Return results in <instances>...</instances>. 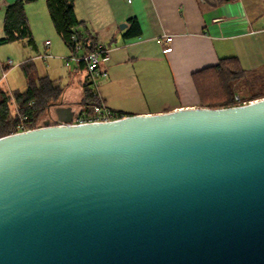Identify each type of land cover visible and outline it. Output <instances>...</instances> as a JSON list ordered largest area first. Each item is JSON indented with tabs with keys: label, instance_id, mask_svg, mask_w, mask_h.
<instances>
[{
	"label": "water",
	"instance_id": "1",
	"mask_svg": "<svg viewBox=\"0 0 264 264\" xmlns=\"http://www.w3.org/2000/svg\"><path fill=\"white\" fill-rule=\"evenodd\" d=\"M48 113L0 136V264H264V97Z\"/></svg>",
	"mask_w": 264,
	"mask_h": 264
},
{
	"label": "crops",
	"instance_id": "2",
	"mask_svg": "<svg viewBox=\"0 0 264 264\" xmlns=\"http://www.w3.org/2000/svg\"><path fill=\"white\" fill-rule=\"evenodd\" d=\"M13 1L0 0V36L5 8ZM74 5L81 28L108 48L101 61L108 71L100 83L103 99L125 114L201 106L194 73L222 57L237 56L245 69L264 75V0H75ZM25 10L32 41L0 44V85L10 93L24 90L22 63L29 61L38 76L47 75L64 88L63 104L79 107L87 81L85 64L66 63L72 48L56 30L47 0H30ZM122 22L127 26L121 28ZM131 28L137 33L130 34ZM166 35L172 39L167 41ZM16 48L25 80L21 88L6 80L11 66L2 75L1 64H7V55ZM45 51L52 53L46 60L41 57ZM65 66L68 75L59 72Z\"/></svg>",
	"mask_w": 264,
	"mask_h": 264
},
{
	"label": "trees",
	"instance_id": "3",
	"mask_svg": "<svg viewBox=\"0 0 264 264\" xmlns=\"http://www.w3.org/2000/svg\"><path fill=\"white\" fill-rule=\"evenodd\" d=\"M30 0H15L5 8L4 34L0 36V44H5L27 38L32 41L25 4ZM75 0H47V6L56 30L71 46V35L77 33L81 37H93L81 28L83 22L75 11ZM133 27H138L136 19H131ZM130 34L137 33L131 28ZM82 62V61H81ZM84 63V62H82ZM6 68L8 66L6 65ZM22 69L27 78L24 90L10 93L0 85V136L18 130V124L23 121L26 128L43 125L50 118L48 108L53 105L63 104L64 88L49 76H38L33 64L29 61L22 63ZM260 79L264 85V75L245 69L237 56L222 57L219 62L194 73V81L201 98V106L219 108L228 107L264 97V86L254 90L248 95H240L236 99L237 87L241 81L250 78ZM92 101V89L89 81L84 83V96L80 105L86 106ZM15 104V111L12 105ZM125 114L123 111H121Z\"/></svg>",
	"mask_w": 264,
	"mask_h": 264
},
{
	"label": "built area",
	"instance_id": "4",
	"mask_svg": "<svg viewBox=\"0 0 264 264\" xmlns=\"http://www.w3.org/2000/svg\"><path fill=\"white\" fill-rule=\"evenodd\" d=\"M165 39L170 41L172 35H166ZM72 53L71 55L64 57L68 64L70 60L75 59L79 62H84L87 69V80L90 83L92 89V101L86 106L79 105L74 108L75 113L73 115L72 123H83L89 121H107L123 117L120 110L110 107L103 99L100 90L101 80L108 75V71L101 67L102 59L107 55L108 48L92 42L89 37H81L77 33L71 35ZM50 45V40L46 41V46ZM52 53L45 51L41 57L45 60L51 57ZM7 66H13L12 60L7 61ZM6 65H2V75L7 73ZM236 99L240 100V96L236 95ZM245 103V102H244ZM25 117L21 118V122L18 124V131L28 129L25 127L23 121Z\"/></svg>",
	"mask_w": 264,
	"mask_h": 264
},
{
	"label": "rangeland",
	"instance_id": "5",
	"mask_svg": "<svg viewBox=\"0 0 264 264\" xmlns=\"http://www.w3.org/2000/svg\"><path fill=\"white\" fill-rule=\"evenodd\" d=\"M13 45L10 47H15V45H17V44H13ZM18 55H19V50L17 48L12 49L10 55H7V57L9 56L10 60H12V62H13V66H11L12 67L11 69H13V72L11 74H9V76L7 77L6 80L8 82H10V80H12V82H14V88H21L25 85V80L22 76V70H21V67L19 66L20 61H17ZM70 61H76V60L73 59ZM9 70L6 74L9 73ZM59 72L65 73V75H68V72H69L68 67L65 66V67H63L62 70L59 69ZM261 86H264L262 83V80H260V79H256V80L254 79L253 80L250 77V78H247V79L240 82V84L237 87V92H238V94L245 96V95H248L249 93L253 92L254 90L261 89L262 88ZM74 107H76V106H74ZM12 109H13V111H15L14 104L12 105Z\"/></svg>",
	"mask_w": 264,
	"mask_h": 264
}]
</instances>
